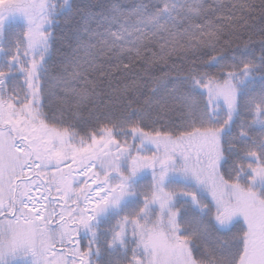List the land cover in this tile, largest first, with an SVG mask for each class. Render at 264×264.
Listing matches in <instances>:
<instances>
[{
  "label": "snow or ice",
  "instance_id": "1",
  "mask_svg": "<svg viewBox=\"0 0 264 264\" xmlns=\"http://www.w3.org/2000/svg\"><path fill=\"white\" fill-rule=\"evenodd\" d=\"M0 264H264V0H0Z\"/></svg>",
  "mask_w": 264,
  "mask_h": 264
},
{
  "label": "trees",
  "instance_id": "2",
  "mask_svg": "<svg viewBox=\"0 0 264 264\" xmlns=\"http://www.w3.org/2000/svg\"><path fill=\"white\" fill-rule=\"evenodd\" d=\"M171 116H172L173 120H178L179 119V114L178 113L171 114Z\"/></svg>",
  "mask_w": 264,
  "mask_h": 264
}]
</instances>
